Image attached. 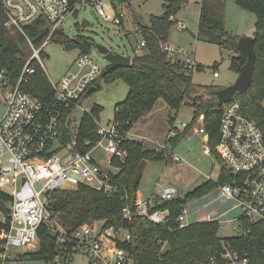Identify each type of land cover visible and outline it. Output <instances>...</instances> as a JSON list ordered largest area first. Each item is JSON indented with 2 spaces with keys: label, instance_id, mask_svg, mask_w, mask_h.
I'll return each mask as SVG.
<instances>
[{
  "label": "built area",
  "instance_id": "built-area-1",
  "mask_svg": "<svg viewBox=\"0 0 264 264\" xmlns=\"http://www.w3.org/2000/svg\"><path fill=\"white\" fill-rule=\"evenodd\" d=\"M84 1L0 0V8L5 13V27L18 36L19 42L20 39L23 41L20 42L23 52L32 50L31 54H25V63L18 78H14L0 59V189L7 192L5 188L10 186L11 190L7 193L12 196L9 210L0 208V239L4 240L0 264H14V261L22 259V255L11 257L8 254L11 247H40L39 230L42 226L49 229L56 242L48 264H77V256H81L86 264H135L128 250L119 245L120 241H129L131 238L127 228H104L105 223L99 220L78 227H66L59 213L54 212L49 205L52 191L74 188L87 182L106 194H119L125 201L129 198L126 186L117 182L115 175L103 163L99 164L94 155V151L100 148L109 156L108 161L112 164L114 158L122 161L127 158V150L122 147L126 135L114 122L103 124L95 118L99 139L95 143L87 140L86 144L91 145V149L86 152L78 149L77 134L81 122L78 124L75 121L74 113L78 107H82L81 99L100 78L103 67L95 63L90 53H81L77 60V72H69L57 82L49 80L54 91L50 102L42 101L25 89L36 73L35 63L40 65L37 61L40 59V48L53 39L56 31L64 32L63 23L78 12V6ZM89 1L93 2L100 15H105L101 0ZM106 19L111 18L106 16ZM170 19L176 21L174 16ZM113 21L122 24L118 15ZM37 22L49 28V35L40 47L34 44L27 31V27ZM180 27L184 29L185 25L181 24ZM144 45L142 41L138 47ZM161 46L167 58L179 64L186 73L198 69L199 63L193 51L168 41L162 42ZM214 76L218 77L219 72L215 70ZM72 107L74 110L67 119L73 139L62 142V119L66 109ZM221 109L217 151L233 178L218 184L224 202L229 203V207L220 215L208 214L207 219H217L221 225L220 217L227 215L225 222L234 224V236H238L249 231L245 229L246 223L264 225V132L255 120L244 113L242 100L238 96L221 104ZM198 121L196 131L202 137H207L203 139L207 144L204 152L211 154L204 115ZM189 123L183 122L181 128L177 126V130H171L166 143L161 146L162 150L168 151V141L178 131L183 132ZM57 141L61 142L60 147L50 153ZM63 150L66 153L63 154ZM171 156L174 161L183 162L178 154L172 152ZM176 193L177 189L173 186L163 188L154 203L151 199L142 204L137 203V214L157 224L165 223L169 211L152 208L176 198ZM187 205L178 217L181 227L190 223L186 220L189 212ZM123 212L125 218H132L129 204L123 207ZM262 251L264 254V245ZM222 260L224 264H250L251 257L248 252H241L226 242ZM211 264H217L216 259Z\"/></svg>",
  "mask_w": 264,
  "mask_h": 264
},
{
  "label": "trees",
  "instance_id": "trees-1",
  "mask_svg": "<svg viewBox=\"0 0 264 264\" xmlns=\"http://www.w3.org/2000/svg\"><path fill=\"white\" fill-rule=\"evenodd\" d=\"M117 1V0H112ZM128 2L129 0H118ZM210 2L214 0H209ZM190 0H167L164 3L165 17L152 16L150 23L140 25L143 41L142 52L132 57L129 67H119L107 72L105 78L114 79L121 77L129 86L127 97L115 107L114 123L122 130L129 131L141 118L146 117L154 108L159 99H164L172 110H180L186 103L195 108L193 118L189 126L183 132H179L169 141L175 144L187 132L189 128L204 115V124L209 134V145L212 153L223 165L220 181L211 180L205 182L190 192L185 197L177 196L167 200L163 205L157 204L152 210H168L167 221L157 224L147 217L137 214V192L132 188L133 179L142 160L158 161L172 156L165 150L144 149L142 142L125 139L122 147L127 150L128 157L121 164L114 158V165L122 168V172L114 179L126 186L129 194L127 201L119 194H106L89 184L82 183L68 190H55L49 194L50 208L59 213L66 227H78L91 220H99L105 223L104 228L110 226L125 227L130 231L129 241H120L119 245L128 250L134 258L135 264H211L216 259L217 264H224L222 253L224 243L230 242L233 247L241 252H248L251 257L250 264H264V225L261 223L248 224L246 233L238 236L221 238L219 220H199L190 222L181 227L178 217L189 200L200 198L206 193L218 187V184L231 181L233 175L223 163L217 151L220 140L219 123L222 114L221 105L211 95V91L219 87L201 85L193 81V73H186L179 64L172 63L163 50L162 42L168 41L172 21L175 14ZM205 2L202 0L201 14L197 38L218 44L220 47L234 51L231 67L240 72L246 63L247 56L238 47L240 36L232 34L225 27L223 18L205 14ZM237 3L251 11L257 17L255 23V50L257 53L255 68L250 88L237 96L242 100L244 113L255 120L264 132V0H237ZM212 4H216L215 2ZM214 5L210 6L211 13H216ZM118 16H122L117 13ZM5 13L0 8V59L4 66L18 78L25 63V54L20 47L23 42L12 34L4 25ZM123 21V20H122ZM87 23L84 22V25ZM37 22L27 27L34 44L40 47L49 35V28ZM53 39L64 44L68 49H79L80 53H89L96 45L93 38L88 36L70 37L63 31H56ZM36 73L25 89L31 91L44 102H50L54 91L46 73L42 67L35 63ZM201 65L199 64L198 68ZM99 78L94 85L99 87ZM95 88V89H96ZM74 107L66 109L62 119V142L73 139L70 121L67 116ZM101 107L96 105L91 112L85 113L81 119L77 134L78 149L86 152L91 149L86 141L95 143L99 139L97 123ZM169 121L174 129V116L170 113ZM168 141V142H169ZM12 196L0 189V208L8 211ZM129 204L132 209V218L124 217L123 207ZM245 222V221H244ZM40 247L32 253H26V258L43 259L50 263L54 250L55 238L46 226L39 230ZM4 240L0 239V251L3 250Z\"/></svg>",
  "mask_w": 264,
  "mask_h": 264
},
{
  "label": "rangeland",
  "instance_id": "rangeland-1",
  "mask_svg": "<svg viewBox=\"0 0 264 264\" xmlns=\"http://www.w3.org/2000/svg\"><path fill=\"white\" fill-rule=\"evenodd\" d=\"M166 1L129 0L128 2H120L118 0H101L105 11V15L102 16L95 9L93 2L85 0L78 6V12L69 16L63 23L62 28L72 38L88 36L93 38L96 44L106 45L126 56L133 57L143 51L142 47H138L143 41L140 25L149 24L152 16H159ZM212 2L216 4H212ZM212 2L209 0L205 2L206 15H213L218 19L223 18L226 29L232 34L240 37L254 35L257 17L253 11L240 6L237 0H214ZM201 5L202 0H190L175 14L177 21L171 24L168 43L184 47L195 53L196 59L201 65L193 72L195 83L217 87L229 86L239 76V73L231 67L232 58L236 53L222 48L216 43L197 38ZM211 5L217 7L216 13H211ZM117 13L122 16V24H116L113 21ZM106 16H110L111 19H106ZM84 22L87 24L84 25ZM181 24L185 25L184 29H181ZM23 45L28 48L26 43H23ZM40 49V59H37V61L52 82L61 80L69 72L78 71L77 60L81 55L79 49H68L64 44L54 39H51ZM31 53L32 50L24 51V54ZM89 53L94 58L95 63L98 62L102 67L108 63L104 55L98 51L96 45ZM215 70L219 72L218 77L214 76ZM98 84V88L81 99L82 107L75 110V121L78 124L85 113L91 112L96 105L101 107L97 119L103 124L113 123L116 105L123 101L129 92L128 84L121 77L107 80L104 76L99 78ZM170 113L174 116V130H177V126L181 128L183 122L189 123L192 120L194 110L186 101L180 110L171 111L167 102L164 99H159L153 110L146 117L136 122L131 130L121 131L127 139L142 142V147L145 150L156 149L161 151V146L166 143L172 130L169 121ZM198 120L175 144L172 141L167 143L168 153L171 155L173 152L181 156L182 163L174 161L172 157L158 161L149 160L139 183L138 204H142L148 199H151L154 203L163 188L169 186L177 189L176 196L185 197L209 180L215 183L220 181L223 165L213 153L207 154L204 152L207 144L204 142L202 134L196 131V127L199 125ZM62 153H66V150H63ZM94 155L99 164L109 158L100 148L94 151ZM119 161L123 164L126 159ZM87 184L92 183L87 182ZM68 189L72 188L57 190ZM5 190L9 192L11 187L7 186ZM187 207L189 212L186 220L194 222L208 220L207 215L210 213L220 215L229 207V203L224 202V196L217 187L200 198L189 200ZM227 218V215L220 217L219 236L223 239L236 235V230L233 228L234 224L225 222ZM91 221L95 222L96 220ZM38 250L39 246L31 249L11 247L8 254L11 257L23 256L18 262L14 261V264H47L43 259L25 257L26 253ZM83 261L84 259L81 256H77V264H86Z\"/></svg>",
  "mask_w": 264,
  "mask_h": 264
},
{
  "label": "water",
  "instance_id": "water-1",
  "mask_svg": "<svg viewBox=\"0 0 264 264\" xmlns=\"http://www.w3.org/2000/svg\"><path fill=\"white\" fill-rule=\"evenodd\" d=\"M166 12H162L159 17L164 18ZM238 47L243 51L247 56L246 63L241 67L239 76L237 77L236 81L225 87H219L215 90L211 91V95L214 96L217 99V102L221 105L226 102H229L230 100L234 99L238 94L246 92L252 83V77L254 73L255 68V61L257 57V53L255 50V38L254 36H242L240 37L238 41ZM96 48L100 53L104 55V58L107 60V64L103 67L100 78H103L107 72L111 70H115L119 67H129L132 62L131 56H126L114 49H111L107 47L106 45L97 43ZM96 86L91 85L86 92V96L90 95L94 90ZM61 145L60 141H57L54 145V147L50 150V153L56 151ZM103 165L115 176H118L122 172V168L119 166H116L109 162L108 160H104ZM148 160L144 159L141 161V163L138 166L137 173L133 179L132 182V188L134 191H136L144 170L147 166Z\"/></svg>",
  "mask_w": 264,
  "mask_h": 264
},
{
  "label": "crops",
  "instance_id": "crops-1",
  "mask_svg": "<svg viewBox=\"0 0 264 264\" xmlns=\"http://www.w3.org/2000/svg\"><path fill=\"white\" fill-rule=\"evenodd\" d=\"M162 12H164V8H163V11ZM199 14H201V7H200V13ZM175 19H176V17H175ZM199 19H200V15H199ZM176 21H177V19H176ZM198 26H199V24H198ZM141 32V31H140ZM141 45V43L139 44V46ZM199 63V62H198ZM200 64V63H199ZM220 87H223V86H220ZM207 137L206 136H204L203 137V139H206ZM149 164V161H148V163H147V165ZM158 197V196H157Z\"/></svg>",
  "mask_w": 264,
  "mask_h": 264
}]
</instances>
